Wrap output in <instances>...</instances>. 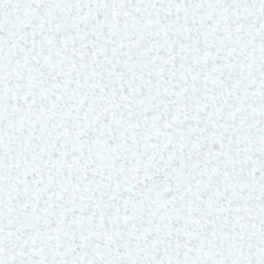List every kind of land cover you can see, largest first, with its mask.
Segmentation results:
<instances>
[{"label": "snow or ice", "instance_id": "1", "mask_svg": "<svg viewBox=\"0 0 264 264\" xmlns=\"http://www.w3.org/2000/svg\"><path fill=\"white\" fill-rule=\"evenodd\" d=\"M0 264H264V0H0Z\"/></svg>", "mask_w": 264, "mask_h": 264}]
</instances>
